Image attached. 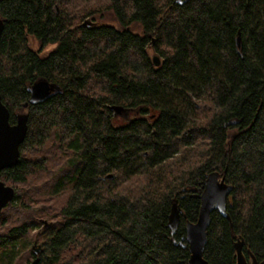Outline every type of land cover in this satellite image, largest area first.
<instances>
[{
	"label": "trees",
	"instance_id": "obj_1",
	"mask_svg": "<svg viewBox=\"0 0 264 264\" xmlns=\"http://www.w3.org/2000/svg\"><path fill=\"white\" fill-rule=\"evenodd\" d=\"M107 10L121 28L89 22ZM0 18L2 101L12 124L28 117L0 173L15 188L0 264H29L35 235L40 264L188 261L213 171L233 185L234 234L214 210L205 258L235 264L240 236L264 260V0H0ZM29 36L57 47L41 56ZM40 79L55 89L25 107ZM114 107L142 116L115 125Z\"/></svg>",
	"mask_w": 264,
	"mask_h": 264
},
{
	"label": "water",
	"instance_id": "obj_2",
	"mask_svg": "<svg viewBox=\"0 0 264 264\" xmlns=\"http://www.w3.org/2000/svg\"><path fill=\"white\" fill-rule=\"evenodd\" d=\"M4 30V22L0 18V41ZM242 37L239 34L237 38L238 46H241ZM163 61L159 56L153 58L155 66H161ZM55 85L46 79H40L31 87V96L24 106L27 107L30 103L47 99ZM10 110L3 103L0 89V173L9 167L16 165L19 162L21 154V144L24 142L28 131V117L26 114H19L16 123L10 122ZM233 190V185L226 182V177L219 171H213L207 174L205 187L201 195V206L198 220L196 222L187 223V242L189 245L190 257L188 261L182 260L179 264H211L205 258V249L208 241V228L211 222V213L218 210L221 215L229 220L230 229L234 234L233 222L228 211V202L230 194ZM15 198V188L6 184L0 179V214L2 210ZM45 228H49L51 223L43 220ZM244 239L236 236V262L235 264H264L259 261L255 254L248 249L249 257L243 250ZM32 250L36 257L30 264H40V253L42 245L37 241L34 242Z\"/></svg>",
	"mask_w": 264,
	"mask_h": 264
},
{
	"label": "rangeland",
	"instance_id": "obj_3",
	"mask_svg": "<svg viewBox=\"0 0 264 264\" xmlns=\"http://www.w3.org/2000/svg\"><path fill=\"white\" fill-rule=\"evenodd\" d=\"M89 22L92 24H95V25L107 24V25L114 26L118 29L121 28L120 22H119L116 14L113 10H107V11H104L101 13H97L92 18L89 19ZM131 28L133 30L138 31L140 29V25L138 23H135ZM29 43H30V46L34 50H36L40 53L41 56L48 55L52 50H54L57 47V44L55 43V44L48 45L44 48H41L39 41L35 37H31V36H29ZM147 51H148V54L150 55L151 59H153L156 55L161 58L159 53H157L155 51V49L153 48L152 43H150L148 45ZM163 60L164 59L162 57L161 61H163ZM113 110H114L113 123L115 125H124L126 123H129L134 118L142 116L141 108H115L114 107ZM149 114H150V112H149ZM37 230H38V228L34 229L35 232ZM40 236L38 237L37 235H35L32 239V242L27 240L26 242H24L23 245L27 246V248L29 247L32 249V246H33L34 242L37 240V237L39 238V240H37V242L39 244H42V240H41ZM43 248H44V245H43ZM29 259H30L29 260V264H30L31 261L33 260V258H29ZM18 262L21 263L22 261H18Z\"/></svg>",
	"mask_w": 264,
	"mask_h": 264
},
{
	"label": "bare ground",
	"instance_id": "obj_4",
	"mask_svg": "<svg viewBox=\"0 0 264 264\" xmlns=\"http://www.w3.org/2000/svg\"><path fill=\"white\" fill-rule=\"evenodd\" d=\"M237 44H238V42H237Z\"/></svg>",
	"mask_w": 264,
	"mask_h": 264
}]
</instances>
